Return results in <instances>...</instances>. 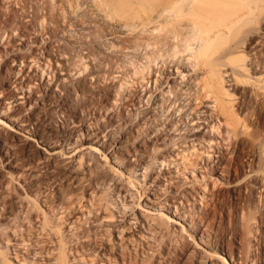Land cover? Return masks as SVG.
Listing matches in <instances>:
<instances>
[{"label": "rangeland", "instance_id": "374dc122", "mask_svg": "<svg viewBox=\"0 0 264 264\" xmlns=\"http://www.w3.org/2000/svg\"><path fill=\"white\" fill-rule=\"evenodd\" d=\"M92 3L0 0V134L4 139L13 137L9 161L0 158V205L10 204L14 214L19 212L16 221L20 222L11 220L0 231V264H264L254 257L260 253V230L258 238L252 239L256 246L251 259L242 251L240 237L248 212L242 211L244 200L264 208L262 197L258 201L264 188L255 184L262 150L264 157V104L259 115V85L252 83L264 82V69L252 68L253 81L238 83L231 98L240 120L246 119L250 128H243L244 121L230 128L224 124L226 116L222 118L214 105L207 106L212 100L203 98L202 106L196 101L194 67L181 63L177 70L172 64L169 68L153 65L154 70L162 68L161 74L152 69L141 73L118 60L132 53L121 50L127 34L108 31L105 38L94 39L90 32L97 31L103 20ZM84 12L89 17L81 20L78 17ZM48 15L54 17V24L47 22ZM42 17L46 18L43 26L38 20ZM261 40L264 34L258 38L257 50L262 48ZM110 41L116 46L107 50L104 44ZM87 44L100 53L88 56L84 50L87 70L76 74L71 64L78 59L60 55L58 46L70 47L75 55ZM184 57L185 62L191 59L188 54ZM162 81L170 82L175 92L162 96L168 89L166 83L160 87ZM77 85L88 90L70 97L71 107L87 103L81 122L66 107L61 109L67 90ZM117 86L122 87L121 96L106 108L104 95ZM241 100L247 104L239 107ZM179 105L186 108L175 113ZM63 129L71 138L60 135ZM126 148L138 153L119 159L117 154H126ZM136 165L141 166L132 176L139 177L134 187L129 169ZM68 175L75 178L73 188L66 193L53 191ZM33 199L42 210L33 208ZM30 211L41 217L29 222ZM260 248L264 252V246Z\"/></svg>", "mask_w": 264, "mask_h": 264}, {"label": "bare ground", "instance_id": "6f19581e", "mask_svg": "<svg viewBox=\"0 0 264 264\" xmlns=\"http://www.w3.org/2000/svg\"><path fill=\"white\" fill-rule=\"evenodd\" d=\"M92 2L94 9H96L95 12L97 13V17L101 16L103 20L102 25L98 26L97 31L90 32V35H92L94 39H102L103 37L105 38L106 35L109 34L108 31H111V33L113 34L119 31L124 34H127V37L123 40V43L126 46L122 47L121 45L122 47L121 50L130 49L132 53L126 54V58L118 59L119 61H121L123 64L136 66L137 70L140 69L141 73H143L146 70L150 71L152 69L154 73H160V74L162 68L154 70L153 65L155 66L157 65L158 67L159 65H161L162 67L165 66L166 68H169L171 67L169 65L172 64L173 68L179 70L180 64L186 63L187 66H192L194 67V69H196V72L194 71L195 73H197L196 78L194 77V81L198 82L197 85L198 97L196 98V101L198 100L200 101L199 102L200 106H202L201 103L205 102L203 98H208V100L209 99L212 100V102L207 103V106L214 105L217 111H219L218 113H220L222 118L223 116H226V120L224 124H226L227 126L230 125L234 126V124L236 123L237 125H240V122L246 120V119L240 120L239 118L240 115H238L237 114L238 112L235 111L234 109L235 104L234 102L232 103L231 98L234 95L236 96V91L238 90V83L239 84H241L240 82L251 83V81H253L251 77L252 75H250V70H252V68L253 71H255L257 67L260 69H264V40H261L260 44H262V48L260 50H257L258 47L256 46L257 43H259L258 38H261L262 34H264V0H92ZM88 17H89L88 14L84 12L81 13L78 18H80L81 20H86ZM45 19L46 18L44 17L38 19L42 26L45 22ZM47 22L50 24H54L55 23L54 17L52 15H48ZM111 22L113 24H111ZM103 34L105 36H103ZM115 46H116L115 42H111V41L109 42L108 45L104 44V47H106L107 50H110L111 48H115ZM84 50L85 52H87L88 56L95 57L100 53L98 48L93 44L84 45L80 49V51L75 52V55L70 54L73 51L70 47L66 45L58 46L57 51L59 52L60 55L66 54L69 55L72 59H78V62H74L71 64V66L77 68V70L75 69L69 70L67 72V77H69V73H71L74 70L76 74L84 73L87 70V64L83 63V60H85L84 59L85 56H83ZM253 51L255 52L254 56L251 53ZM185 54H188L190 56L191 58L190 61H188L186 58L187 62H185V57H184ZM248 60L250 61L247 62ZM63 70L64 69L62 68V71ZM240 70L246 74V75L244 74L245 78L243 74L240 73L241 72ZM229 71H231L230 75L227 76V78H225V75L228 74ZM136 73L137 72L134 71V74ZM164 73L162 74V76L164 75ZM198 73H202V74L198 75ZM181 74L182 73H180V75ZM157 80L158 79H156V81ZM259 80L260 79H256L252 83L258 84L259 90L262 91V92L259 91L256 94V98L259 97L260 101H262L260 102L259 104L260 108L258 109V114L261 115L263 113L262 107L264 104V82H262L263 79L261 81ZM167 81L165 83L167 84L168 89L163 91L162 96H164L165 93L172 94L175 92L172 86L169 87L170 82ZM148 82H150V80H148ZM165 83L163 81L160 82V87L163 86ZM227 84L229 85L227 86ZM164 87L165 86H163V88ZM121 88H122L121 86L119 87L117 86L113 90L105 93L104 95L105 98L103 103L106 108L112 107L116 104L117 98L121 96ZM67 91H68L67 93L68 98L64 100V106H62L61 109L65 110L66 107L67 111L73 113L74 118L81 122L82 118L85 116L87 103L83 102L82 100H79V102L80 101L82 102L76 103L73 107H71L70 97L73 94L77 95L78 92H81V94L83 93L84 95L88 92V90L86 88H82V85H77L74 86L73 90L70 91L67 90ZM87 97L89 98V96ZM228 98L229 100H227ZM42 101L46 102V99H43ZM165 101H166L165 99L162 101V105L165 103ZM176 102L177 101H175L173 104L175 105ZM245 103H246L245 101L243 102L241 100L238 106L239 107L245 106ZM198 107L199 105L195 108L197 109ZM185 108L186 106L179 105L178 109L175 110V113ZM39 109L43 110L42 108ZM210 117H212V115H210ZM247 124L246 122L243 124L244 129L248 127ZM85 126L87 127V125ZM49 131L54 132L56 130L55 128L50 127ZM60 133H63L60 135H62V137L64 138H71L70 135H72L69 132L65 131L64 129ZM226 133L230 135L232 131L227 129ZM120 134H122V132ZM36 137L42 140L39 134H36L35 138ZM119 137H121V135ZM4 138L0 134V151L8 157V158L7 157L5 158L4 156L2 157L0 154V158L3 160V162L4 160L9 161V157L12 156V152H10L9 149L13 145L12 144L13 137L12 138L10 137L8 139H4ZM121 139H123V136L121 137ZM118 143L120 144L121 141L119 140ZM41 144L47 147L45 141H41ZM119 148L121 149V145ZM47 149L48 148H46V150ZM41 150L45 151V148L44 149L42 148ZM124 151H126L125 152L126 154L118 152L119 154H117V156L119 159L125 160L127 159L125 155L134 157L135 154L138 153L137 149L131 150L129 148H126V150L124 149ZM262 151L260 153V158L256 171L257 172L256 179H255L256 182L255 184L259 186L258 189L264 188V157L261 156ZM36 157H38V155ZM105 157L108 156L105 155ZM153 159L157 160L159 158L155 156V158ZM161 162L164 161H160V163ZM140 166L141 165H136L135 167L129 169L130 180H131L129 182L133 183L134 187H136L135 180H139V177L136 176L132 178V176L136 174L138 170L137 167ZM112 171L114 172V169ZM117 172L120 171L117 170ZM51 177H48L47 179L52 180ZM251 177H254V174ZM100 178L102 179V177ZM74 183H75V178H73L72 175L71 176L68 175L65 181L62 180L59 181V183H56V187L54 188L53 191L58 190L61 191L62 193H66L73 188ZM41 184L43 185L45 184L46 187H52V189L54 187V185H50L45 182H41ZM258 195H259L258 201L262 197V203L264 207V193L262 194V192H259ZM240 196L242 197L241 194ZM32 202H33V208L36 211L42 210V205L38 203V200L33 199ZM12 209L13 208L10 207V204L7 205L5 202H3L2 207L0 205V231H2V228L4 229V226H6V224L8 225L11 220L12 222L13 221L17 222L16 224L20 223L18 222L19 212L17 214H14L12 212ZM245 210H248V212L244 215L242 222V230L240 233V237L242 240L243 248L241 249L247 255V258L251 259L250 256L251 251L253 247L256 246L255 244H253L252 239H255L257 237L256 231L260 230V237L258 240L259 242L257 244L258 251H260V253L256 254L254 257L258 261H262V260L264 261L263 259L264 252L262 251L263 248H260L264 246V208L260 210V208H258V204L257 203L255 204L254 200H249L247 198L246 200H244V205H242V211ZM20 211L24 213V209ZM43 216H44L43 219L44 226L48 227L50 224L47 214H44ZM10 217L13 218L11 219ZM39 217H41L40 214H34L32 213V211L27 212L26 214V219L29 222H32L33 220ZM169 218L170 217H168L167 219L169 220ZM257 222H259V225L255 226V223ZM183 230L185 229L183 228ZM190 235L188 234V237H190ZM249 235H253V238L248 237ZM60 248L63 247L61 246ZM0 256H2L1 251H0ZM60 258L61 260L64 261V254L62 251L60 253ZM221 259H224L225 262L227 261L223 257H221ZM3 264H7V263L4 261Z\"/></svg>", "mask_w": 264, "mask_h": 264}]
</instances>
